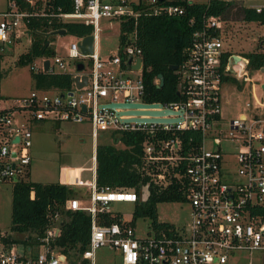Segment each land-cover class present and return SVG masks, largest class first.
<instances>
[{
  "label": "built area",
  "instance_id": "built-area-1",
  "mask_svg": "<svg viewBox=\"0 0 264 264\" xmlns=\"http://www.w3.org/2000/svg\"><path fill=\"white\" fill-rule=\"evenodd\" d=\"M28 2L34 4V0ZM72 8V13L57 17L64 22L91 26L93 52L83 55L78 43L84 37H75L65 56H44L29 67L35 75L70 74L69 89L33 88L25 97L0 101V187L27 180L32 130L40 123L88 125L94 143L99 132L142 133L144 162L156 167L148 175L162 187L170 183L171 176L165 175L168 166L176 167L184 160L176 133L192 130L201 133L200 149L186 158L182 174L173 175L186 182L185 202L190 206L191 220L182 227H151L152 235L145 238L136 237L132 216L126 220L117 213L116 223L103 225L100 215L111 212V204H135L140 198L134 191L99 188L93 175L88 200L74 198L65 203L66 210L83 211L90 216L88 246L77 261L52 245L62 222L56 214L52 226L38 238V246L24 247L25 253L15 245L0 242V264H96V252L101 248L117 252L121 264H227L234 251L264 253V219L253 213L264 206V116L253 112L250 103L245 104L249 113L230 119L223 115L222 89L231 84L224 78L250 81L248 60L223 46L226 22L220 17L205 18L202 29L193 34L186 58L175 71L179 100L169 104L146 103L142 99L141 49L131 38L115 54L100 57L96 43L101 26L106 22L111 25L114 21H136L140 16H180L183 9L159 0H73ZM33 16L17 11L9 3L0 11V43L12 48L14 40L27 35L24 19ZM259 52L264 53V41ZM138 60L139 68H135ZM79 64L83 66L81 71H77ZM83 77L85 84L77 87L75 78L82 83ZM154 83L159 85V79ZM128 105L158 108L125 107ZM257 108L264 109V105L259 103ZM150 110H168L171 114L154 117L166 122L148 123L145 120L152 117L145 112ZM92 159L95 162V156Z\"/></svg>",
  "mask_w": 264,
  "mask_h": 264
},
{
  "label": "trees",
  "instance_id": "trees-1",
  "mask_svg": "<svg viewBox=\"0 0 264 264\" xmlns=\"http://www.w3.org/2000/svg\"><path fill=\"white\" fill-rule=\"evenodd\" d=\"M166 5L179 6L183 9L180 16H140L136 21L128 19L119 22V46L134 40L141 49L143 59L142 80L144 85L143 101L146 103L169 104L179 100L178 74L172 66H181L186 58V52L191 46L193 34L200 31L205 18L220 17L225 19L231 9L237 5L235 0H207L203 3L189 0H159ZM17 11L33 14L25 18L27 34L31 38L28 50L17 59V65L25 66L41 57H51L55 51L51 48L49 34L65 31L64 35L77 38L89 36L91 26L79 22H64L58 15L70 14L73 11V0H34L30 5L28 0H8ZM240 6L241 20L246 23H256L264 26V6ZM140 9L139 7L135 8ZM229 55V53H227ZM248 60V72L259 71L264 67V53L255 51L244 56ZM1 60V56H0ZM33 88L38 90H67L72 85L70 74H40L30 72ZM159 75L163 84L154 82ZM225 81L236 84L232 77ZM115 141L122 148L115 146H96V185L99 188H110L114 191H134L140 198L135 205L132 217L134 220L147 217L155 230L168 229L172 225L158 221L156 206L160 203L185 202L186 182L177 180L174 174H182L187 160L198 152L202 136L200 132L185 130L177 132L181 141L180 156L184 158L176 167H169L165 175L171 176L166 187L155 184L148 171H155V166L144 162L142 143L145 136L139 132L113 133ZM146 192V196L145 193ZM77 197V193L60 183H40L30 180L17 182L11 186V224L10 232L18 235L3 236L1 243L11 246L16 243L24 247L38 246V238H42L52 226L56 214L61 217L60 234L52 244L69 258L78 260L87 249L90 237V216L83 211L65 209L66 201ZM254 214L264 219V206L257 207ZM112 212L100 215L99 222L103 225L116 223L118 215ZM85 263V262H84Z\"/></svg>",
  "mask_w": 264,
  "mask_h": 264
},
{
  "label": "rangeland",
  "instance_id": "rangeland-1",
  "mask_svg": "<svg viewBox=\"0 0 264 264\" xmlns=\"http://www.w3.org/2000/svg\"><path fill=\"white\" fill-rule=\"evenodd\" d=\"M203 3L207 0H189ZM235 5L224 20L222 33L223 46L231 53L245 56L250 52L260 50L264 41V26L256 23H246L241 20L240 6H264V0H235ZM8 0H0V11L6 9ZM102 33L96 43V52L102 58L115 54L119 47V23L102 24ZM23 34L24 29L20 27ZM51 48L56 54L65 56L68 47L75 42L72 35L49 34ZM30 36L22 35L14 40L12 48L0 43V101H11L27 96L33 89L30 65H17V59L30 47ZM87 71V70H86ZM250 81L237 80L236 84H229L222 89L223 115L233 118L240 113H249L245 104H251V110L264 116V109L257 108V104L264 105L261 85L264 84V73L260 71L247 73ZM88 125H74L68 123H40L33 130L31 147V175L30 180L40 183H60L77 193L83 201L89 198L86 186L92 181L94 142ZM97 146H115L122 148L119 141H115L111 131L99 132L96 138ZM232 166H235L230 158ZM11 186L3 184L0 187V240L3 236L11 235L17 239L18 235L10 232L11 224ZM146 196V192H144ZM84 194V195H82ZM135 204L114 203L110 205L112 213H119L129 220L133 214ZM158 221L182 227L191 220V209L187 202L160 203L156 206ZM136 237L145 238L152 235L149 218H138L134 222ZM19 252L25 253L23 244L16 243ZM75 261H77L74 258ZM85 264V263H83ZM96 264H121L120 256L108 248H101L96 252ZM227 264H264V253L260 251H234L230 254Z\"/></svg>",
  "mask_w": 264,
  "mask_h": 264
},
{
  "label": "water",
  "instance_id": "water-1",
  "mask_svg": "<svg viewBox=\"0 0 264 264\" xmlns=\"http://www.w3.org/2000/svg\"><path fill=\"white\" fill-rule=\"evenodd\" d=\"M65 31H60L58 32L59 35H64ZM78 47L81 51V53L83 55H87V54H91L93 52V37L92 36H86L82 39V41L80 43H78ZM234 59H239L238 57H234ZM139 65H140V61L138 60L137 61V65L135 66V68H139ZM45 66V69H47L48 67V63L45 62L44 64ZM83 69V66L81 64H79L77 66V71H81ZM172 70L176 71L177 70V66H172L171 67ZM260 72L264 73V68H261L259 70ZM158 79H159V85L161 86L163 84V77L162 75H159L158 76ZM75 82H76V85L77 87H81L85 84L86 82V78L83 77L82 78V83L79 82V78H75ZM261 90L263 92V99H264V84L261 85ZM179 94H177L178 96ZM111 108H114L116 107L115 105H110ZM125 107H130V108H148V109H156L158 108L157 105H150V106H141V105H128V106H125ZM136 114H140L142 112H135ZM148 116L152 117L151 119L149 120H145V122H148V123H157V122H166L168 120H163V119H157V118H154V117H163V116H166V115H169L171 114V111H168V110H165V111H153V110H150L148 112H145Z\"/></svg>",
  "mask_w": 264,
  "mask_h": 264
},
{
  "label": "crops",
  "instance_id": "crops-1",
  "mask_svg": "<svg viewBox=\"0 0 264 264\" xmlns=\"http://www.w3.org/2000/svg\"><path fill=\"white\" fill-rule=\"evenodd\" d=\"M255 7H261V6H255ZM96 146H97V144L94 143V147H95V149H96ZM95 149H94V154H93V156H95ZM93 156H92V157H93ZM31 158H32V156H31ZM92 161H93V159H92ZM31 163H32V160H31ZM95 169H96V163L93 162V170H94V172H92V180H93V175H94V178H96ZM30 171H31V165H30ZM30 175H31V172H30ZM30 179H31V178H30ZM31 181H32V180H31ZM34 182H36V181H34ZM88 186H89V185L86 186V190H88ZM82 195H84V194H82ZM76 198L79 199V200H82V199L79 198V197H76Z\"/></svg>",
  "mask_w": 264,
  "mask_h": 264
},
{
  "label": "bare ground",
  "instance_id": "bare-ground-1",
  "mask_svg": "<svg viewBox=\"0 0 264 264\" xmlns=\"http://www.w3.org/2000/svg\"><path fill=\"white\" fill-rule=\"evenodd\" d=\"M236 61H237V62H241V60H239V59H236Z\"/></svg>",
  "mask_w": 264,
  "mask_h": 264
}]
</instances>
